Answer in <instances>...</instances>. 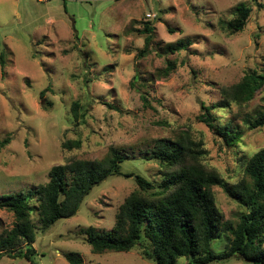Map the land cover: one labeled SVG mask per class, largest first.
Masks as SVG:
<instances>
[{
  "label": "rangeland",
  "instance_id": "374dc122",
  "mask_svg": "<svg viewBox=\"0 0 264 264\" xmlns=\"http://www.w3.org/2000/svg\"><path fill=\"white\" fill-rule=\"evenodd\" d=\"M241 3L252 7L251 17L243 31L230 34L226 23ZM148 21L155 23L156 37L150 52L137 58L146 34L136 30ZM178 41H191L189 49L166 55L160 48ZM1 54L0 195L37 188L69 157L101 159L111 147L127 154L124 173L161 181L162 167L145 152L158 139L180 135L202 140L209 150L206 163L235 182L241 177L239 158L264 148V127L248 130L241 120L264 104V89L244 106L212 111L221 122L239 125L242 136L234 147L222 145L200 119L203 104L221 100L222 87L250 70L264 72V9L253 0H0ZM169 61L175 69L158 78L157 70ZM137 72L142 81L133 84ZM75 101L87 109L86 123L71 116ZM77 139L80 148L63 147ZM137 189L134 177L111 176L92 189L75 216L46 230L34 213V264H69L64 254L72 251L84 264H156L144 253L148 241L128 252L101 254L86 242L90 227L113 229L120 206ZM213 191L224 219L237 222L244 208L220 186ZM13 223V213L0 210V233ZM222 248L224 243L217 245ZM0 264L32 263L3 256ZM213 264L249 263L233 257Z\"/></svg>",
  "mask_w": 264,
  "mask_h": 264
},
{
  "label": "trees",
  "instance_id": "16d2710c",
  "mask_svg": "<svg viewBox=\"0 0 264 264\" xmlns=\"http://www.w3.org/2000/svg\"><path fill=\"white\" fill-rule=\"evenodd\" d=\"M253 1L264 9V2ZM233 13L225 27L230 34L246 28L252 7L241 3ZM136 31L146 34L144 48L137 54V58L145 57L156 37L155 23L145 22L143 29ZM169 31L174 30L169 27ZM190 44L191 41H178L160 48L167 55L189 49ZM3 54L0 55L2 67ZM174 69L175 65L169 61L165 68L157 70L156 76L167 77ZM138 81H142V76L137 72L132 83ZM261 89H264V72L250 70L239 82L222 87L221 100L216 104H203L201 121L217 134L225 147L236 146L242 132L239 125L221 122L212 111L230 108L232 104L244 106ZM45 93L42 90L40 96L44 97ZM142 99L149 103L145 95ZM70 113L78 124L86 123L87 109L80 102L72 103ZM241 120L248 130L264 127V104L254 114L245 113ZM8 141V138L1 141V147ZM81 146V139H77L66 141L63 147L70 151ZM145 153L146 159L155 160L162 167L161 181L149 180L139 173H124L122 164L127 154L111 147L101 159L69 157L53 166L48 182L37 188L0 195V210L14 216L13 226L0 233V258H25L34 264L37 255L34 213L46 230L59 219L75 216L95 186L111 176L123 175L134 177L139 189L120 206L112 230L87 229L86 242L94 253L128 252L144 240L150 243V248L144 246V253L156 264H177L180 258L187 259L188 264H213L233 257L249 264H264V148L239 158L241 177L235 182L209 166L206 163L209 150L204 142L188 135L158 139ZM214 186H220L244 208L237 222L224 219L216 205ZM222 243L224 248L218 251L217 245L220 247ZM64 257L69 264H84L79 252H67Z\"/></svg>",
  "mask_w": 264,
  "mask_h": 264
}]
</instances>
